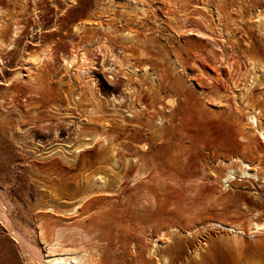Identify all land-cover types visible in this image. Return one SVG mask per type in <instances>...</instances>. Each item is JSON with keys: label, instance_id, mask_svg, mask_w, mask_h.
<instances>
[{"label": "rangeland", "instance_id": "1", "mask_svg": "<svg viewBox=\"0 0 264 264\" xmlns=\"http://www.w3.org/2000/svg\"><path fill=\"white\" fill-rule=\"evenodd\" d=\"M88 1L82 0L81 6L73 5L67 10L68 25L91 8L93 3ZM45 2L37 10L42 9L43 14H35L39 21L34 18L36 11L33 12L31 1L28 3L27 13L20 16L17 36L11 12L0 7V30L6 28L1 30L8 32L3 38L5 44L12 46L0 51V60H3L0 63V199L13 224L25 231L24 235L44 255L45 249L37 239L38 219L34 215L48 205L56 189H60L58 183L74 179L75 184L68 188V193L80 194L76 177L82 172L89 177L95 173H115L120 177L119 165L124 159L118 157L114 165L113 154L107 150V139H114L108 142V147H113L115 141L122 153H130L133 142H147L149 151L143 176L135 178V171L131 172L132 182L117 196L107 199V191L98 194L101 201L97 208L101 213L106 211L107 200L119 201L124 208V220L131 221L121 226L120 231L138 224L139 234L135 233L134 241L138 247L143 245V261L158 233L174 226L182 231V252L171 264H189V261L190 264H264V231L252 233L256 224H264V140L259 134L264 129V37L253 24L258 11L264 13V0H233L227 6L225 12L231 18L226 29L232 34L234 50L226 49L227 42L221 51L211 43L186 40L191 42L186 46L188 50L200 48L201 53L186 62L189 76H184L183 81L188 93L179 96L175 86L163 84L179 96L176 112L172 113L173 121L165 128L160 127L157 118L151 117L155 111L150 108L136 119L125 112L121 117L114 113L115 109L125 110V103L118 107L113 102V97L120 98L123 92V80L112 65L113 58L104 51L89 52L96 59L85 68V80L80 83L70 72L65 80L59 81L48 71L40 74L46 87L30 81L34 74L32 61L44 54V50L52 49L56 53L51 71L64 68L60 52L80 51L73 38L62 36L63 33L71 35L69 26H63L59 33L53 30L62 16L55 12L51 2ZM194 21L199 22L196 16L190 18V23ZM36 22L43 24L41 30L32 27ZM114 23L118 29L124 25L122 20ZM165 24L168 34L176 32L170 22ZM157 44L175 48L172 38L160 39ZM120 46L118 39L111 46L113 53L117 54ZM140 51L133 52L137 60ZM157 57L158 53L153 51L150 59L154 62ZM215 63L219 65L220 82L208 78L214 75ZM110 67L116 70L115 75ZM173 69L168 71L170 81L177 80L178 70ZM16 73H21V78L17 79ZM252 80L255 113L244 104L245 97L240 96ZM86 81L97 89L93 94L97 102L91 98L90 102L83 100L81 107H68L77 101L79 87L87 91ZM174 93L162 92L163 95ZM144 102L147 103L146 98ZM251 115L257 117V128L251 125ZM235 154L250 163L256 177L242 174L237 163H228ZM229 170L232 173L225 182ZM136 185L137 189L133 190ZM216 222L241 228L245 234L234 239L212 224ZM113 234L114 231L112 238ZM122 234L125 242L118 241L120 245L129 246L134 242H129L133 233ZM195 249H199L197 257L189 252ZM182 255H187L189 260L184 262ZM111 261L112 264L121 262L115 256H111ZM158 263L156 259L153 261ZM0 264H25L19 247L1 226Z\"/></svg>", "mask_w": 264, "mask_h": 264}, {"label": "bare ground", "instance_id": "2", "mask_svg": "<svg viewBox=\"0 0 264 264\" xmlns=\"http://www.w3.org/2000/svg\"><path fill=\"white\" fill-rule=\"evenodd\" d=\"M30 1L32 3L33 12L36 11V13H34V18L38 21V15H40V13L43 14V12H40L42 9L37 11L41 8V3H46L45 1L51 2L55 12H60L62 16L60 22L53 30L59 33L63 26H69L72 30L71 35L63 33L62 36L73 38L75 46L80 50L78 53L77 51L73 52V50H66V52L63 53L60 52L62 54L61 63H63L64 67L63 69L61 68L62 71L50 70L52 64L56 60V53L53 52L52 49L44 50V54L32 61L34 65V74L30 76V81H35L42 87H46L47 85L42 82L40 74L48 71L49 73H53L52 77L58 78L59 81L65 80V77H67L66 74L70 72L75 74V81L80 83L81 80H85L84 72H87L85 68L94 62L93 59L95 57H90L89 52L94 49V51H104L113 58L112 65L116 66V70L121 73L119 75H121L120 78L123 80V92L120 98L113 97V102L117 103L118 107H121L122 102L123 106L125 103L126 106L123 107L125 110L118 111L115 109L114 113H116L118 117H121L123 112H125L133 119H136L139 118V115H145V110L150 108L155 111L151 117L153 119L157 118L161 122L160 127L162 128H165L167 123L173 121L172 113L173 111L176 112L178 106L177 99L181 96L180 94L185 95V93H188L183 81L184 76H189L186 62L191 58H196L197 55L201 53L200 48L188 50L186 46L191 42L186 40L196 39L202 44L211 43L221 51H223L222 48H224L226 44V49H230L231 51L234 50V43L231 41L233 38H231L232 34L226 29L228 28L226 23L229 22L231 14L225 12L227 6L230 5L233 0H91L93 3L91 8L72 20L70 25H68L66 19L68 14L67 10L73 5L81 6L85 0H83V2L82 0H29V2ZM29 2L28 0H0V7L2 9L7 8V10L11 12L9 15H12L13 18L12 25L15 27V36L18 35L17 30L21 22L20 16L27 13ZM68 3H70V5ZM37 13L39 14L35 15ZM192 16H196L199 22L194 21V23H190V18ZM104 17L107 18L106 21H104ZM165 17L167 18L165 19ZM256 18L253 24L256 25L257 29L260 30L259 33L264 37V13L258 11ZM115 20L124 21V25L121 29L115 26ZM167 22L172 24L176 32L167 33L165 29V23ZM42 25L43 24L38 22L36 26L32 25V27L41 30L43 28ZM1 30L0 51L3 52V49L6 50L12 46L9 47V42V44H5L3 37H7L5 34L8 32L6 33L5 30ZM167 38H172V43L175 48H162L157 44L160 39ZM118 39H120L122 46L118 48L116 54L113 53L114 50L111 46ZM217 39H219L218 42ZM93 40H95V42L93 47H91V42ZM73 47L71 49H73ZM135 49H141L138 55L140 57L139 60L134 57L133 52ZM153 51L158 53V57L154 62L150 59L153 55ZM88 53L89 55L87 56ZM93 53L91 54L94 55ZM208 54L213 55V52L208 50ZM172 58L173 62H171ZM212 60L215 61V56L212 57ZM2 61L0 60V63H2ZM216 64L217 63L214 65L215 69L212 70L214 71V75L208 76L210 80L214 78L218 79L219 77V65ZM250 65L253 67L251 62ZM201 66L204 67L203 64H201ZM170 68L178 70L176 73L177 80L175 81H170L168 75ZM110 70L113 75L116 74L115 69L113 70V68H111ZM161 72H164L165 75ZM201 72L202 71H200V73ZM20 75L21 73H16L17 79L21 78ZM47 79L49 78L47 77ZM218 80L220 82V79ZM256 81L255 79V82ZM209 83L212 84V82ZM163 84L175 86L179 96L176 97L177 94L175 95L174 91L170 88L168 90L164 88ZM162 85L163 88H160ZM233 86L235 87L237 85L233 84ZM85 87H87V91H84L83 86L78 88L76 94L77 101H74L72 105L68 104V107L74 105L81 107L80 104L83 100L90 102L91 98L97 102L96 97L93 95L97 92V89H93V86H90V83L87 81L85 82ZM48 88L50 87L48 86ZM253 88L254 85L252 80L250 84H247L243 88L242 92H240V96H243V98L245 97L244 104L251 109L252 113H255L257 109L254 107L255 100L252 94ZM164 91H171L174 94L163 95L162 92ZM85 92L89 95L85 94ZM190 95L191 94H189V96ZM145 98L147 103L144 102ZM61 102L62 101H60V103ZM249 119L251 125L257 128V117L251 115ZM259 134L264 140V129L259 130ZM157 137L160 140L161 138L163 139L160 135H157ZM110 140L114 139H107V150H111L113 154V159H115L114 165H117L118 157L119 159H124V163L119 165L121 169L120 177L115 173H95L89 177L82 172L76 177L78 184L81 186L80 194L79 192L68 193V188L75 184L74 179L68 178L65 182L58 183L60 189H56L48 205L43 206V208L34 215V218L38 219L36 222L37 239L45 249L44 255L41 254L35 242L31 241L30 238H28L29 236L27 237L24 235L25 231L19 230L13 224L0 199L1 229H3L4 232L6 231L17 244L25 264H112L111 256H115L121 260V262L116 264H147V262L148 264H153L155 259L157 262L159 261L160 264H171L175 256L180 255L182 252V241L180 238L182 231L178 229V227L171 226L170 229L161 230L156 237V241L149 246L143 261V245L138 247L134 241L135 233L137 235L139 234L138 224L129 226L125 232L120 231L121 226L131 221L130 219L128 222L124 220V208L120 207L119 201L112 202L107 200L106 211L101 213L98 211L97 208L101 201L98 194L107 191V199L117 196L130 182H132V180L129 179L131 172L135 171V178H141L145 173L144 168H147L146 159L148 157L147 151H149L147 142H133L134 149H132L130 153H122L118 150V145L115 141L112 142L113 147H108V142ZM229 160V164L234 162L237 163V167L241 169L242 174L255 176L256 173L253 172L252 166L241 155L235 154L230 157ZM220 162L223 164L226 163L224 159H220ZM231 173L232 171L229 170L225 182H227ZM138 185H136L133 190L137 189ZM130 198L131 197H129V199ZM44 216L48 218L43 219ZM212 224L216 228L225 231V234L230 235L234 239L245 234L243 229L226 226L222 224V222ZM110 225L113 226L114 230ZM112 231H114L113 238L111 235ZM262 231H264V224H256L252 228V233H260ZM122 233H133L132 237L129 238V242H134L130 243L129 246H127V243L120 245L118 241L125 242ZM198 250H189V252H191L190 254H192V256L197 257ZM186 256L182 255L180 258L185 259L183 261L187 262L189 259Z\"/></svg>", "mask_w": 264, "mask_h": 264}]
</instances>
